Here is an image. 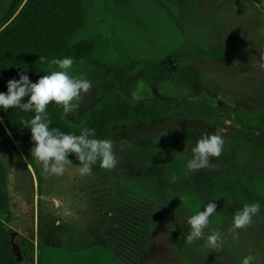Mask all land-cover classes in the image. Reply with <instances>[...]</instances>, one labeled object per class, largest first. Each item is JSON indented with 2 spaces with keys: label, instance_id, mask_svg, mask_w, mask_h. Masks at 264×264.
Listing matches in <instances>:
<instances>
[{
  "label": "rangeland",
  "instance_id": "rangeland-1",
  "mask_svg": "<svg viewBox=\"0 0 264 264\" xmlns=\"http://www.w3.org/2000/svg\"><path fill=\"white\" fill-rule=\"evenodd\" d=\"M9 2L0 0V10ZM86 16L78 39L93 49L69 74L87 78L92 89L66 114L69 120L79 123L112 93L132 102L187 100L203 116L164 111L149 122L110 124L119 163L86 176L73 164L61 176L48 174L5 127L0 162L11 214L2 218L15 237L26 239L32 264H242L247 255L254 257L251 264H264V144H254L259 136L244 139L232 120L209 116L223 109L253 116L264 108V71L257 66L264 51V0L183 6L89 0ZM138 81L145 87L133 101ZM217 129L223 130V154L208 168L189 172L190 148ZM208 202L217 208L205 238L189 244L187 219ZM253 202L261 211L234 240L233 214ZM212 229L223 234L219 252L206 246Z\"/></svg>",
  "mask_w": 264,
  "mask_h": 264
},
{
  "label": "trees",
  "instance_id": "trees-1",
  "mask_svg": "<svg viewBox=\"0 0 264 264\" xmlns=\"http://www.w3.org/2000/svg\"><path fill=\"white\" fill-rule=\"evenodd\" d=\"M171 1L180 6L192 3V0ZM257 1L260 2V0ZM22 2L23 0H10L8 5L0 10V28L5 25L0 31V92L6 93L7 81L18 80L19 73L26 74L33 83L42 75L50 74L48 64L42 63L39 57H45L49 63L53 59L72 58L74 65H77L85 60L93 49V43L78 39L88 23L86 9L89 0H26ZM52 70L59 69L53 66ZM192 108L195 107L187 100L176 102L165 99H144L132 102L118 93H112L93 106L79 123L69 120L62 107L54 102L47 106L46 113L47 119L51 121L50 129L55 128L65 134L78 136L83 128H90L95 130L94 138L109 139L110 124L149 122L159 117L164 111H190L194 117L203 116ZM34 115V111L23 112L19 108L9 110L0 108V117L3 120V123L0 121V138L8 136L5 129L7 127L19 147L24 151H30L34 146L31 131L22 127L20 121L31 119ZM209 116L220 122V117L232 120L240 126L239 132L244 139L250 140L251 136H259L260 138L254 139L253 142L257 147L263 146L264 141L261 138H264V108L253 116L239 109L212 111ZM67 159L73 165L80 166L74 154H69ZM92 171L99 174L105 169L101 168L97 161L92 166ZM10 214L7 176L0 162V264H32L30 252L24 245L27 242L26 239L20 241V237H15L24 255L22 262H17L12 252L7 223L2 218Z\"/></svg>",
  "mask_w": 264,
  "mask_h": 264
},
{
  "label": "clouds",
  "instance_id": "clouds-1",
  "mask_svg": "<svg viewBox=\"0 0 264 264\" xmlns=\"http://www.w3.org/2000/svg\"><path fill=\"white\" fill-rule=\"evenodd\" d=\"M42 63L49 66L50 74L42 75L35 83L31 82L26 74L19 73V79L7 81V92H0V108L9 110L19 108L23 112L34 111L33 118L20 121L22 127L31 131V157L35 158L43 169L50 175L61 176L66 171V166L72 162L67 159L69 154H74L79 161L75 172L81 176L90 175L92 166L99 161V166L105 170L117 167L119 158L114 151V142L111 139H97L95 130L83 128L77 135L65 134L59 129L49 127L51 121L47 119L46 108L50 103L61 106L65 114L77 110L83 95L92 89V83L87 78L74 77L69 70L74 65L72 58L53 59L49 63L45 57H39ZM239 66V61H233ZM232 64V66H233ZM53 66L59 70H52ZM264 71V51L260 53V62L257 65ZM231 67V66H230ZM145 87L143 81L137 82V90L132 94L133 101L142 97L140 91ZM26 99V102L25 101ZM75 101V103H74ZM223 130L217 129L213 133H205L190 148L191 158L187 160L186 167L189 172H196L209 167L212 158H219L223 154ZM93 137V138H90ZM175 181L176 177H172ZM216 204L208 202L203 211H198L187 219L191 228L186 237L189 244L205 238V229L209 228V217L216 212ZM261 211V204L253 202L245 204L237 210L232 217V226L229 232L234 240L239 238L237 230L247 229L253 223V217ZM223 234L215 229L206 237V246L214 251L223 248ZM254 257L247 255L242 264H251Z\"/></svg>",
  "mask_w": 264,
  "mask_h": 264
},
{
  "label": "water",
  "instance_id": "water-1",
  "mask_svg": "<svg viewBox=\"0 0 264 264\" xmlns=\"http://www.w3.org/2000/svg\"><path fill=\"white\" fill-rule=\"evenodd\" d=\"M6 228L8 230L9 236H10V242L12 245V252L16 257L17 262H21L22 261V254H21V249L19 244L15 241V235H16V231L14 229H11L8 227V225H6Z\"/></svg>",
  "mask_w": 264,
  "mask_h": 264
}]
</instances>
